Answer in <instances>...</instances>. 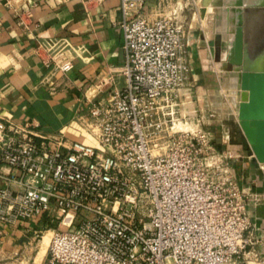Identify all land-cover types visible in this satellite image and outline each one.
Instances as JSON below:
<instances>
[{"label": "built area", "instance_id": "2783aa9c", "mask_svg": "<svg viewBox=\"0 0 264 264\" xmlns=\"http://www.w3.org/2000/svg\"><path fill=\"white\" fill-rule=\"evenodd\" d=\"M142 3L120 0L122 85L78 116L96 145L0 119V179L12 184L0 187V222L66 218L49 242L53 264H264L235 155L193 102L184 12L200 0L154 19ZM35 52L67 72L83 48L48 38Z\"/></svg>", "mask_w": 264, "mask_h": 264}, {"label": "crops", "instance_id": "0c3cea01", "mask_svg": "<svg viewBox=\"0 0 264 264\" xmlns=\"http://www.w3.org/2000/svg\"><path fill=\"white\" fill-rule=\"evenodd\" d=\"M182 1L143 0L141 12L154 19ZM121 19L120 0H0V119L28 122L42 134L96 145V138L78 116L86 112L87 100L105 98L113 86L123 83ZM184 20L193 102L204 123L217 113L212 97L228 91L222 80H231L228 92L234 96L233 121L240 129V138L231 136L222 123L211 126L209 118L206 127L213 130L218 148L234 153L232 170L246 192L250 219L257 232H264V163L255 158L238 118L242 93L239 71L235 65L232 70L225 69L238 39L242 58L255 61L263 52L264 0H206L202 6L186 9ZM48 38L66 39L83 48L71 70L54 72L43 64L35 47ZM7 185L12 184L0 179V187ZM67 222L63 219L57 229L66 227ZM47 226L41 217L15 224L0 222V255L22 253Z\"/></svg>", "mask_w": 264, "mask_h": 264}, {"label": "water", "instance_id": "95a60500", "mask_svg": "<svg viewBox=\"0 0 264 264\" xmlns=\"http://www.w3.org/2000/svg\"><path fill=\"white\" fill-rule=\"evenodd\" d=\"M206 0H200V6ZM240 39L226 62L225 69L239 71V87L242 89L238 105V118L255 158L264 163V50L255 61L241 55Z\"/></svg>", "mask_w": 264, "mask_h": 264}, {"label": "rangeland", "instance_id": "374dc122", "mask_svg": "<svg viewBox=\"0 0 264 264\" xmlns=\"http://www.w3.org/2000/svg\"><path fill=\"white\" fill-rule=\"evenodd\" d=\"M222 83H223V87L229 91V88L232 85L231 80L225 77L222 80ZM228 91H226V93H224L223 95H219V97L217 96L212 97L213 99L212 101L216 102L218 106L216 116L214 117L208 116L206 118L205 123H202V125L204 126L205 129L208 130V128L206 127L207 126L206 124L209 119L211 120V126L212 125L219 126V124L222 123L223 127L225 129H228L231 136L240 138V134H241L240 129L238 128L237 123L233 121L235 119L234 117L235 112H234V109L232 108V105H234L233 104L234 96H232V93ZM220 96L225 104V108L224 106H221L219 103L221 100ZM199 113L201 114V111H199ZM214 120L216 121L215 124H214L215 122ZM211 134L215 136V134L213 133V130ZM59 223L60 222L58 221L48 222L47 228H43L41 232H38L35 238L32 240L31 244H28L27 248L22 253H20L19 251L15 254L8 255V256L0 255V264H53L48 261L47 251H48L50 239L52 235L54 234V232L58 230L57 228L59 226ZM50 227L52 229L54 228V231ZM60 228L63 229L65 228V226L61 225Z\"/></svg>", "mask_w": 264, "mask_h": 264}, {"label": "bare ground", "instance_id": "6f19581e", "mask_svg": "<svg viewBox=\"0 0 264 264\" xmlns=\"http://www.w3.org/2000/svg\"><path fill=\"white\" fill-rule=\"evenodd\" d=\"M43 253H44V251H43Z\"/></svg>", "mask_w": 264, "mask_h": 264}]
</instances>
